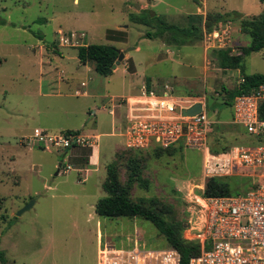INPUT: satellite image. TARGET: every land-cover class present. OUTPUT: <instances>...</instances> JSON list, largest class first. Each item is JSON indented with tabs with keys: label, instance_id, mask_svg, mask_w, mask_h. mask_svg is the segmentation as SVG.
<instances>
[{
	"label": "rangeland",
	"instance_id": "1",
	"mask_svg": "<svg viewBox=\"0 0 264 264\" xmlns=\"http://www.w3.org/2000/svg\"><path fill=\"white\" fill-rule=\"evenodd\" d=\"M146 1L0 0V249L6 257L0 264H97L99 246L126 247L133 238L148 248L168 246L149 220L101 217L94 210L97 199L105 195L102 182L107 165L117 163L124 182L126 158L135 154L124 146L120 133L125 109L124 105L118 108V98L133 93L130 72L136 66L138 72L158 80L157 90L168 82L183 94L190 92L188 81L203 77L201 41L167 44L160 37H146V31L155 28L140 22L155 13L169 23L188 25L186 12L196 10L199 0H156L147 9L138 8ZM227 4L235 8L247 4L250 9L246 10L253 14L261 11L260 0H228ZM117 29L124 37L109 39L108 31ZM58 30L83 31L81 45L112 44L126 50L124 58L111 74H98L92 64L78 61L79 45H60ZM249 41L246 34L242 45ZM124 63L130 72H124ZM243 67L247 74H264V48L245 56ZM213 71L223 75L219 69ZM222 81L214 79L203 101L208 118L215 121L208 137L210 150L224 148L230 154L236 146L255 145L257 139L232 122ZM81 82L86 86L81 87ZM236 85L234 78L227 89ZM112 107L113 116L109 113ZM34 128L50 132L78 128L100 134L98 162L94 167L80 164L79 158L87 157L90 147H73L65 158V148L47 150L28 144L26 139ZM140 152L136 155L142 159V176L148 185L134 184L131 198L156 197L171 205L175 219L184 224L190 199L204 188L202 152L183 144L167 152ZM67 164L72 169L62 172ZM246 173L240 168L232 170L228 175L232 188L244 191L240 179L250 177ZM251 179L247 189L257 182Z\"/></svg>",
	"mask_w": 264,
	"mask_h": 264
},
{
	"label": "built area",
	"instance_id": "2",
	"mask_svg": "<svg viewBox=\"0 0 264 264\" xmlns=\"http://www.w3.org/2000/svg\"><path fill=\"white\" fill-rule=\"evenodd\" d=\"M218 30L216 27L204 33L208 44L215 39L226 42L227 33ZM84 37L83 31L58 30V42L63 46L81 45ZM163 87L162 91H156L143 83L137 94L119 99L125 109V124L120 134L127 149L145 151L183 144L202 152L206 177L228 176L234 168H240L257 179L255 186L244 193L205 196L202 189L193 194L182 235L198 243L200 250L189 258L188 264H264V119L259 115L264 102V83L233 101L232 122L255 137L257 143L246 148L234 147L230 153L232 159L229 153L215 154L210 150L208 133L215 121L208 118L203 99L178 97L169 85ZM196 103L202 105L201 111L192 116L183 115L185 109ZM26 142L47 150L66 149L73 144L93 145L90 137L79 133L41 128H34ZM70 169L72 166L67 164L62 172ZM128 241L126 247L99 246L97 264H180L179 252L170 245L148 248L136 238Z\"/></svg>",
	"mask_w": 264,
	"mask_h": 264
},
{
	"label": "trees",
	"instance_id": "3",
	"mask_svg": "<svg viewBox=\"0 0 264 264\" xmlns=\"http://www.w3.org/2000/svg\"><path fill=\"white\" fill-rule=\"evenodd\" d=\"M264 4V0H260ZM227 20H237L240 23L241 30L248 34L250 42L246 46L239 48V53L231 58V65L239 68L243 81L238 83L233 89L223 88L227 95L225 105L231 106L236 96L242 93H250L260 84L264 83L263 73L244 72L243 60L245 56L252 52H257L264 48V6L263 10L254 16H243L238 11L229 12H207L205 16H198L196 22H192L187 26H179L167 23L162 17L152 13L147 18L141 19L144 25L154 27V31H146L145 36L148 38L160 37L167 44L182 45L186 43H194L203 38L204 33L212 31L214 28ZM121 30H109L107 37L109 39H122L124 34ZM118 35V36H115ZM119 54V49L112 44L87 43L77 47V58L79 62L93 65L94 70L103 76L112 73L111 65L115 62ZM260 118L264 119V102L259 107ZM214 125V124H213ZM213 125L209 130L208 137L213 130ZM78 133V131L66 130ZM70 147H77L73 144ZM67 147L66 149L70 148ZM175 146L168 148H155L152 153L157 151H170ZM224 148L214 149L215 153H224ZM132 151V150H131ZM133 155L126 158V177L124 182L119 178L118 164L112 162L107 165L106 177L102 182V190L105 195L97 199L94 210L101 217H141L149 220L158 231L164 236L168 245L177 249L180 254V264H188L189 258L199 253L200 247L196 242H192L183 237V222L176 220L174 210L171 205L161 202L156 197H140L133 200L130 196L131 188L134 184L142 187L148 185V180L142 176V159L140 151H132ZM80 160L81 165H88V158H84V154L76 159ZM75 160V161H76ZM231 178L228 176H212L206 177L204 182L203 194L205 196H224L230 194L244 193L248 189L247 185L251 183V177H242L241 185L244 191H238L231 186ZM252 185L250 188L254 187ZM1 205V199H0ZM0 261L5 262L6 257L4 251L0 249Z\"/></svg>",
	"mask_w": 264,
	"mask_h": 264
},
{
	"label": "crops",
	"instance_id": "4",
	"mask_svg": "<svg viewBox=\"0 0 264 264\" xmlns=\"http://www.w3.org/2000/svg\"><path fill=\"white\" fill-rule=\"evenodd\" d=\"M155 1L156 0H147L144 4H141L140 6H138V8L147 9V8H149V6L154 5L156 3ZM227 1L228 0H199V1H197V3H199V4H197L195 2L197 5L196 10H190L189 12H186V13H188L187 19H188L189 24L192 22H196V19L198 16H205L207 11L208 12L224 13V12H229V11L235 10V11L240 12L243 16L250 17V16H254V15L259 14L263 10V6H264V4L260 2L261 11L257 14H253V13L249 12L250 10H246V9H250L247 4L243 5L241 8H235L233 6H229L227 4ZM225 2H226V4H225ZM176 9L178 11H186L183 8L176 7ZM167 23H169V22H167ZM171 24H174V23H171ZM176 25H178V24H176ZM179 26H187V25H179ZM222 31H223V33L224 32L227 33V40L225 43H220L216 39L212 40L210 44H208L204 38L199 40V41H201L200 45L202 46V50H203V77H202V80L194 81L191 79L190 81L187 82V86L189 87L188 90L190 92H186L185 94H183L182 92H179L180 90H178L176 88L175 84H169L168 82L167 83L165 82L163 84V86L169 85L171 87L172 93L178 97L193 96V97H196L197 99H204V101H205V99L207 97L206 89H208V92H211V89H212L211 84L214 81V79H220L221 78L223 80L222 83H224V85H225L224 87H226V88L228 87V84H230V83L232 84L234 78H237V84L240 83V79L243 77L242 73H241L239 68H234L231 65V58L234 55H237L239 53L240 47L246 46V45H242L244 42H246V33H244L241 30L240 23L237 20H227V21L221 23L219 25L218 32L222 33ZM57 39H58V37H57ZM134 49L138 50L139 47L136 46ZM42 51H43V47L40 46L39 52H42ZM168 52L174 53L173 51H169V50H168ZM76 53H77V48H76ZM127 57H130V56L126 55V58ZM81 64H83V63H81ZM210 64L213 66L212 68L209 66ZM123 65H124V72L129 71L127 69V67L125 66V63ZM213 69L221 70L223 75L215 74ZM130 74L132 76L131 85H132V91H133V93L130 95L137 94L139 92L140 86L143 83L146 85V87L148 89H154L156 91H162L164 88V87H162V89L157 90L158 80L152 79L150 76L143 73L141 70H140V72H138L136 69V66H135V70L130 72ZM80 85H81V87L86 86L85 82H81ZM76 94L86 95V92L85 91L80 92L79 90H76ZM121 98H124V97H119L118 101ZM115 100H117V98ZM112 101H114V100H112ZM121 107H123V104L119 103L118 108H121ZM109 113L112 116L116 115V111L113 107L109 110ZM60 129L61 130H59V131H66V130L76 131L77 130L80 135L85 136V137H90V141L93 143V145L90 147L91 148L90 154L87 156V158H88V163L90 164V167H94L96 165V163L98 162V159H99L97 156V149H98L97 141L99 139L100 134L84 133V131H82L81 129H78V128H60ZM72 148L73 147L66 149L65 158H68V154ZM87 170H88V168H86V171ZM84 180H86V179L83 178V180L78 181V183L79 182L82 183V182H84Z\"/></svg>",
	"mask_w": 264,
	"mask_h": 264
},
{
	"label": "water",
	"instance_id": "5",
	"mask_svg": "<svg viewBox=\"0 0 264 264\" xmlns=\"http://www.w3.org/2000/svg\"><path fill=\"white\" fill-rule=\"evenodd\" d=\"M125 51H122L119 49V54H118V57L117 59L115 60V62L111 65V69H115L117 67V65L120 63L121 60H123L124 58V55H125ZM201 108H202V105L200 103H196L194 104L192 107L188 108V109H185L182 113L183 115H186V116H192L194 114H196L197 112L201 111ZM61 166V162L58 163V169L56 171V173L59 172V167ZM33 204V200L30 201L23 209H21L19 213H21L23 210L29 208L31 205Z\"/></svg>",
	"mask_w": 264,
	"mask_h": 264
}]
</instances>
